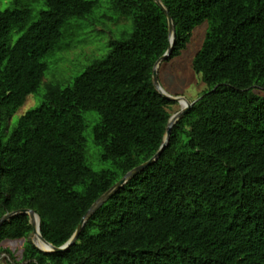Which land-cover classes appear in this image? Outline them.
<instances>
[{"label":"trees","instance_id":"obj_1","mask_svg":"<svg viewBox=\"0 0 264 264\" xmlns=\"http://www.w3.org/2000/svg\"><path fill=\"white\" fill-rule=\"evenodd\" d=\"M161 1L176 30L166 61L208 22L192 64L207 89L158 160L92 214L68 250L44 252L28 240L14 264H264V96L254 91L264 89V0ZM11 4L0 6V219L32 209L44 238L62 246L91 206L163 144L176 101L158 92L152 71L170 47L168 20L153 0H109L131 32L62 87L44 80L47 58L69 46L67 22L87 19L100 2ZM43 84V102L11 126ZM88 112L99 115L93 138L109 169L88 164ZM32 232L28 214L3 223L0 257L10 253L4 242Z\"/></svg>","mask_w":264,"mask_h":264},{"label":"rangeland","instance_id":"obj_2","mask_svg":"<svg viewBox=\"0 0 264 264\" xmlns=\"http://www.w3.org/2000/svg\"><path fill=\"white\" fill-rule=\"evenodd\" d=\"M100 5L87 19H71L64 27L63 43L69 45L56 55L47 58L48 70L44 80L60 84L62 87L71 86L76 77L95 60L105 57L111 49V41L124 38L133 27V22L125 16L114 12L109 8V0H98ZM12 0H0L1 8L12 6ZM34 14L46 6L41 3H34ZM209 24L205 22L196 27L188 48L181 56L170 61L166 59L161 63L159 80L163 89L174 96H184L189 101L196 100L206 89L201 75L193 71V60L202 47ZM14 35V40L17 39ZM256 93L264 96V89L257 88ZM45 86L40 88L38 93L30 94L22 107L17 109L10 120L13 126L18 119L28 110L39 106L44 100ZM181 104L176 102L170 108L172 114L180 110ZM87 128L85 137L87 140V161L95 170L111 168V163L101 160L102 150L95 144L93 138L94 118L99 119L96 112H88ZM36 237L31 234L28 239L6 241L1 245L3 251L0 257V264H14L22 261L25 243L33 241ZM13 256V258H12Z\"/></svg>","mask_w":264,"mask_h":264},{"label":"water","instance_id":"obj_3","mask_svg":"<svg viewBox=\"0 0 264 264\" xmlns=\"http://www.w3.org/2000/svg\"><path fill=\"white\" fill-rule=\"evenodd\" d=\"M155 1L161 9L165 12L168 20V26H169V35H170V47L166 51V53L161 56L155 63L154 70L153 72V82L158 90V92L163 95L166 99L171 100V101H176L181 104L180 110L172 114V116L169 119L168 126H167V131L164 136V141L162 142L163 144L161 145L160 149L158 152L148 161L142 163L141 165L135 167L131 171H129L123 178H120V180L114 184L107 192H105L88 210L85 216L83 217L81 223L79 224L77 230L75 233L72 235V237L62 246H55L54 244L50 243L48 240L44 238V236L41 233V220L40 216L36 211L32 209H20L12 212L6 213L1 219H0V226L11 220V218H14V216H17L19 214H28L30 217L31 224L33 226V232L32 235L35 237H38L39 240L41 241L38 243L36 238L32 241L39 249H41L44 252H64L68 250L77 240L83 226L85 225L86 221L94 214L99 208L103 206L104 203H106L122 186H124L131 178L135 177L139 173L143 172L147 167L152 165L154 162L158 160L160 155L162 154L163 150L166 148L168 145L169 137L171 134L172 127L188 112L191 108V106L194 105V103L198 100L194 101H189L186 99L184 96H174L166 92L159 80V67L161 63L170 57L173 49V45L176 40V30H175V25L174 21L172 19V16L168 10V8L164 5V3L161 0H153ZM184 102V104H182ZM38 219V221H37ZM41 244V245H40Z\"/></svg>","mask_w":264,"mask_h":264},{"label":"bare ground","instance_id":"obj_4","mask_svg":"<svg viewBox=\"0 0 264 264\" xmlns=\"http://www.w3.org/2000/svg\"><path fill=\"white\" fill-rule=\"evenodd\" d=\"M182 104H184V102H182ZM37 221H38V219H37ZM36 240L38 241V243H40L41 241L39 240V238L38 237H36ZM41 245V244H40Z\"/></svg>","mask_w":264,"mask_h":264}]
</instances>
